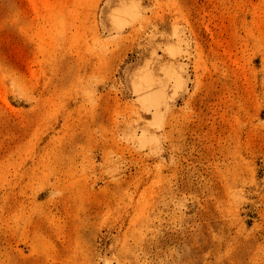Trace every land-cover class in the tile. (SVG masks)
<instances>
[{"label":"rangeland","instance_id":"374dc122","mask_svg":"<svg viewBox=\"0 0 264 264\" xmlns=\"http://www.w3.org/2000/svg\"><path fill=\"white\" fill-rule=\"evenodd\" d=\"M0 264H264V0H0Z\"/></svg>","mask_w":264,"mask_h":264}]
</instances>
